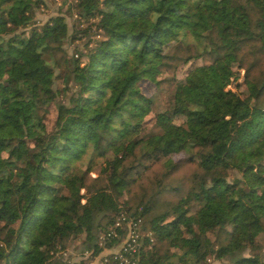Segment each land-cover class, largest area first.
Listing matches in <instances>:
<instances>
[{
  "label": "trees",
  "instance_id": "obj_1",
  "mask_svg": "<svg viewBox=\"0 0 264 264\" xmlns=\"http://www.w3.org/2000/svg\"><path fill=\"white\" fill-rule=\"evenodd\" d=\"M42 3L0 0V264H88L65 251L117 247L121 214L152 233L139 264H264V0H76L74 54ZM142 81L174 89L149 126Z\"/></svg>",
  "mask_w": 264,
  "mask_h": 264
},
{
  "label": "rangeland",
  "instance_id": "obj_2",
  "mask_svg": "<svg viewBox=\"0 0 264 264\" xmlns=\"http://www.w3.org/2000/svg\"><path fill=\"white\" fill-rule=\"evenodd\" d=\"M75 4H76V0H43V3L41 4V6L36 10V14L34 17V20H36L37 25H41L50 16L56 15L58 13H61L64 15L65 21L68 25V30L70 33V36H68V40L66 41V44H65V47H66L67 52L69 54L78 53L79 49L83 52L86 50V48H83V44H84L87 37H85V36L80 37L79 36L80 34H76V37L72 36L73 33H75V32L78 33L81 31V28H84L87 26V23L81 22L80 25H78L76 23V21H75L76 16L74 14L75 13ZM68 10H69V12H68ZM77 36H79V37H77ZM186 40H188V41L196 40V42L198 43V45L200 47L204 46V44H208L207 41L203 43V42H200L197 39V37H192V36H188L186 38ZM208 62H209V59L207 57H204V58H199V59L193 60L190 63L183 65L180 68H178V71H177L178 84L181 83L182 81H184L187 73L189 72V70L191 68L198 66V65L206 64ZM240 74H241V72H240ZM236 82H237V84H239V86L234 87L235 82L233 81V83L230 84V88L237 90L239 92V94L241 95V97H243V98L247 97L248 94H247L246 88L244 86L243 78L241 77V75H239ZM141 85H142V92L145 95L151 97L153 100L152 111L148 115H146V117L144 118V125L149 126V125L154 123L156 114L162 110L163 100H165V98L170 97L172 95L174 89H172V91H170L169 93H161V92L156 91L154 86L147 81H142ZM55 118H56V109H55L54 104L52 103L48 107L47 115L45 118V122L47 124L48 129H51L53 127ZM173 121L176 124H180L183 121V118H181V117L175 118ZM189 153H190V151H179V152L173 153L167 158L166 162L176 161L180 158L186 157L187 155H189ZM90 154H91V149H87L86 153L78 161V165L81 168H85L88 164H90V159H89ZM209 236L213 238V233H209ZM68 249H70L71 252L73 250L74 253H76V252L81 253L80 241L78 239L75 240L74 242H72L70 244ZM66 251L64 254L65 256H66ZM69 259H71V258H69ZM208 261L211 264H229L230 263L229 258H224L221 260L208 259Z\"/></svg>",
  "mask_w": 264,
  "mask_h": 264
},
{
  "label": "built area",
  "instance_id": "obj_3",
  "mask_svg": "<svg viewBox=\"0 0 264 264\" xmlns=\"http://www.w3.org/2000/svg\"><path fill=\"white\" fill-rule=\"evenodd\" d=\"M140 219L134 220L121 214L116 218L115 227L122 226L125 223L126 232L124 238L117 247L112 248L105 254H99L95 264H139L145 239L153 240L152 233L139 226ZM112 236L117 233L111 231Z\"/></svg>",
  "mask_w": 264,
  "mask_h": 264
},
{
  "label": "crops",
  "instance_id": "obj_4",
  "mask_svg": "<svg viewBox=\"0 0 264 264\" xmlns=\"http://www.w3.org/2000/svg\"><path fill=\"white\" fill-rule=\"evenodd\" d=\"M79 241H80V246H81V253H78V252L74 253L73 250L71 252L70 249L66 251V257L72 259V260L69 259V262L72 263V262H79L80 260H84L88 264H95V260L97 256H90V252L83 248V243H82L83 241L82 240H79ZM110 250H104L100 254H105L109 252Z\"/></svg>",
  "mask_w": 264,
  "mask_h": 264
}]
</instances>
